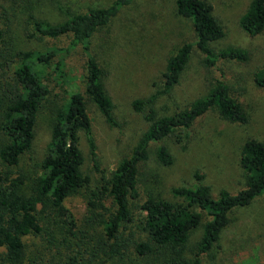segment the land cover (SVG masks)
Listing matches in <instances>:
<instances>
[{
  "label": "trees",
  "instance_id": "16d2710c",
  "mask_svg": "<svg viewBox=\"0 0 264 264\" xmlns=\"http://www.w3.org/2000/svg\"><path fill=\"white\" fill-rule=\"evenodd\" d=\"M133 1L112 0L108 6L88 9L58 23L30 14L28 38L69 36L70 41L45 50H21L13 37L15 14L8 7L14 0H0V264H35L22 236L41 231L51 221L62 234L63 251L49 264H203L205 257L212 258L231 211L264 194V142L255 137L242 144L239 164L245 172V186L236 193L222 189L213 196L199 171L193 173L192 185L170 189L171 200L140 191V177L146 174L142 167L151 155V145L157 162L170 165L172 154L161 141L180 130L186 131L181 139H188L189 128L205 112L215 111L232 123L249 121L220 78L183 109L158 114L154 107L157 98L169 94L179 82L194 47L208 66H215L219 59L247 58L241 48L216 51L211 47L224 31L207 0L174 1L176 15L191 22L195 40L183 42L168 56L162 87L131 101L147 127L112 176L103 174L90 106L108 125L119 124L104 85V69L91 52L90 38ZM239 25L249 35L260 34L264 30V0H250ZM77 49L84 58L82 71H77L83 73L72 75L68 62ZM49 68L55 78L47 76ZM254 82L264 87V66L254 73ZM73 84L76 89L64 102L61 93ZM42 117L49 127V140L42 157L36 159L31 149ZM81 136L89 149L91 171L99 174L94 185L90 173L82 169ZM76 194L84 199L83 210L77 214L64 204ZM199 226L200 238L188 256L190 234Z\"/></svg>",
  "mask_w": 264,
  "mask_h": 264
},
{
  "label": "rangeland",
  "instance_id": "374dc122",
  "mask_svg": "<svg viewBox=\"0 0 264 264\" xmlns=\"http://www.w3.org/2000/svg\"><path fill=\"white\" fill-rule=\"evenodd\" d=\"M174 1L134 0L90 38L91 52L104 69V85L114 103V115L119 124V127L108 125L97 109L90 106L97 160L107 178L112 176L120 160L129 155L138 136L147 127L141 114L132 109L131 101L146 97L162 87V72L168 56L183 42L195 40L191 22L176 15ZM207 1L224 31L223 37L213 41L211 47L216 51L227 47L241 48L247 52V58L219 59L215 66H208L203 54L194 47L179 82L169 94L160 95L154 107L158 114H171L183 109L205 94L220 78L247 112L249 121L232 123L215 111L205 112L189 128L188 139H181L186 131L180 130L161 141L172 154L170 165L157 162L151 145V155L142 167L146 174L140 177L142 194L148 191L158 198L171 200L170 189L192 185L195 171L204 173L202 182L210 186L213 196H218L222 189L236 193L245 186V172L239 164L243 142L250 137L264 142V87L254 82V73L264 66V30L252 36L239 25V18L250 0ZM111 2L14 0V4L11 2L8 7L15 14V46L21 50H45L47 47L65 46L70 41L69 36L28 38L26 31H29L30 14L47 23H58L88 9L108 6ZM83 63L84 58L77 49L68 62L69 74L74 75L77 68L82 71ZM47 71L48 77L55 78L51 68ZM78 78L81 79L82 75ZM75 89L73 84L61 93L64 102ZM48 140L49 127L42 117L31 149L36 159L42 157ZM80 147L85 156L82 169L90 173L94 185L99 174L91 171L89 149L82 136ZM64 204L77 214L83 210L84 199L81 194H76L66 198ZM229 219L214 246L212 258L205 257L203 264H264V194L251 204L232 210ZM51 222L45 224L41 231L22 236L27 254L35 264L52 263L63 251L62 234L58 227H52ZM201 231L199 226L191 232L187 243L188 256L195 251Z\"/></svg>",
  "mask_w": 264,
  "mask_h": 264
}]
</instances>
